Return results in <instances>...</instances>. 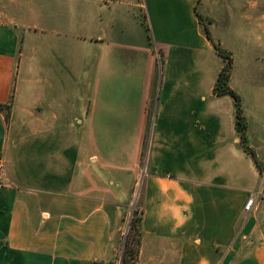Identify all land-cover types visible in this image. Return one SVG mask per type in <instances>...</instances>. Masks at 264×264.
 <instances>
[{
  "label": "crops",
  "instance_id": "1",
  "mask_svg": "<svg viewBox=\"0 0 264 264\" xmlns=\"http://www.w3.org/2000/svg\"><path fill=\"white\" fill-rule=\"evenodd\" d=\"M199 3L0 0V264H116L138 182L136 264H264V0L217 39L257 164Z\"/></svg>",
  "mask_w": 264,
  "mask_h": 264
},
{
  "label": "rangeland",
  "instance_id": "2",
  "mask_svg": "<svg viewBox=\"0 0 264 264\" xmlns=\"http://www.w3.org/2000/svg\"><path fill=\"white\" fill-rule=\"evenodd\" d=\"M198 1L200 2L199 3L200 7L208 2L207 4H205V6H207L208 13H206L205 15H202L200 18L201 29L203 31V26H206L211 36V39L215 43L218 44L219 43L217 41L218 37H220L221 35H225V36L230 35L228 31H225V28L228 23L230 22L232 24L234 23L233 18L235 19L236 16H233L232 14L233 10L229 12V10L225 8L224 3L225 1L228 2V0H209V1L208 0H198ZM245 7H246V4L244 5L243 9H246ZM220 48L222 49V47ZM222 50L225 51V53H230L226 51L225 49H222ZM157 59H158L159 65L161 66L162 56L160 53L157 54ZM223 61L225 64L224 59ZM139 193H140V186L138 182L137 185L134 187L133 194L131 195L129 205L125 208L122 220L119 225V233H118V240L116 243V255H115L116 264H121L122 253L125 248V245L129 246V248L132 249L135 245V240L141 239V228L139 226V223H136L135 225H133L132 228H130V225H129L132 215H137V213L140 212V206H139V201H138Z\"/></svg>",
  "mask_w": 264,
  "mask_h": 264
},
{
  "label": "trees",
  "instance_id": "3",
  "mask_svg": "<svg viewBox=\"0 0 264 264\" xmlns=\"http://www.w3.org/2000/svg\"><path fill=\"white\" fill-rule=\"evenodd\" d=\"M203 33L207 37L208 40H210L213 44V48L215 51L225 60V64L223 65L221 71L219 72L214 87H213V93L216 96L221 95H228L233 98L236 106V121H235V128L240 136V142L243 146L244 150L251 156L255 164H257L253 152L247 148L245 140H244V133L246 130V123L245 118L242 113L240 100L236 93L230 89L228 85L229 76H230V70L232 67V58L230 53H225L223 51L219 44L215 43L213 40H211V37L209 35V31L206 26H203ZM227 55H225V54ZM224 80V81H222ZM136 223H139V226H141V212H138L137 215H132V218L130 220V228L133 227ZM139 246H140V239L135 240V245L131 249L129 246L125 245V248L122 253L121 258V264H136L137 257L139 254Z\"/></svg>",
  "mask_w": 264,
  "mask_h": 264
},
{
  "label": "built area",
  "instance_id": "4",
  "mask_svg": "<svg viewBox=\"0 0 264 264\" xmlns=\"http://www.w3.org/2000/svg\"><path fill=\"white\" fill-rule=\"evenodd\" d=\"M1 172H2V165H0V176H1ZM2 187V183L0 182V188ZM255 195H251L245 205H244V212L249 213L251 212V210L253 209L254 205H255ZM257 198H260L261 200H264V189H262L258 194H257Z\"/></svg>",
  "mask_w": 264,
  "mask_h": 264
},
{
  "label": "water",
  "instance_id": "5",
  "mask_svg": "<svg viewBox=\"0 0 264 264\" xmlns=\"http://www.w3.org/2000/svg\"><path fill=\"white\" fill-rule=\"evenodd\" d=\"M143 176V175H142ZM142 178V177H141ZM132 214V213H131ZM134 214H135V212H134Z\"/></svg>",
  "mask_w": 264,
  "mask_h": 264
}]
</instances>
